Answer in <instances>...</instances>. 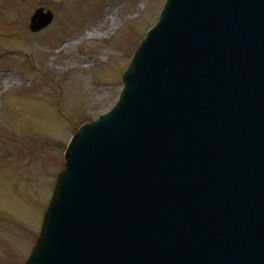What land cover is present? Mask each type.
Masks as SVG:
<instances>
[{"label":"water","instance_id":"obj_1","mask_svg":"<svg viewBox=\"0 0 264 264\" xmlns=\"http://www.w3.org/2000/svg\"><path fill=\"white\" fill-rule=\"evenodd\" d=\"M121 81L25 264H264V0H167Z\"/></svg>","mask_w":264,"mask_h":264},{"label":"rangeland","instance_id":"obj_2","mask_svg":"<svg viewBox=\"0 0 264 264\" xmlns=\"http://www.w3.org/2000/svg\"><path fill=\"white\" fill-rule=\"evenodd\" d=\"M164 2L0 0V264H23L64 148L77 127L113 108ZM39 9L54 20L32 34Z\"/></svg>","mask_w":264,"mask_h":264},{"label":"bare ground","instance_id":"obj_3","mask_svg":"<svg viewBox=\"0 0 264 264\" xmlns=\"http://www.w3.org/2000/svg\"><path fill=\"white\" fill-rule=\"evenodd\" d=\"M89 39H90V38H89ZM7 80H10V77H9Z\"/></svg>","mask_w":264,"mask_h":264}]
</instances>
